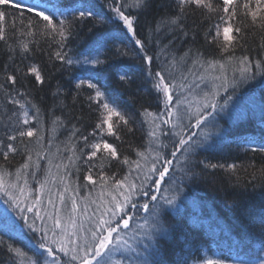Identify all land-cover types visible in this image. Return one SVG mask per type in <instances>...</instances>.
Returning <instances> with one entry per match:
<instances>
[{
  "label": "trees",
  "instance_id": "1",
  "mask_svg": "<svg viewBox=\"0 0 264 264\" xmlns=\"http://www.w3.org/2000/svg\"><path fill=\"white\" fill-rule=\"evenodd\" d=\"M24 1L26 0H10L9 5L0 4V11L7 13L6 20L0 21V27H4L7 32V41H0V83L5 82L6 74H14L13 67H20L22 72L27 70L25 65L38 68L44 77L43 84L37 82L35 77L29 73L27 76L21 75L15 87L22 94H27L28 100L40 109L39 122L32 121L29 126L40 130V134L44 137V148L50 150L52 164L55 165L60 163L62 158L66 162V157L70 154L66 151L65 145L72 126L79 129V135H88L97 123L106 118V113H103V109L98 108L95 101L88 100V96L94 95V92L87 89L86 86L76 96L74 85L81 79H89V75L85 71L88 68H84L81 64L69 66L55 59V52L60 50L57 42L51 36L43 35L44 22L42 18H37L35 13L29 12L27 7L21 5ZM30 1L47 3L50 9L53 5H59L64 11L76 4L87 3L92 6L90 10H94L104 18L106 21L104 25L93 26V23L89 22L75 29L68 46L63 49L73 60L80 54H89V49L94 47L95 41L101 35L120 37L115 43L122 50L126 49L127 55H113L112 52H107L106 57H101V59H105V63L92 68L95 77L92 82L96 83L101 91L107 93L110 104L130 118L128 127L133 129V132L130 133L127 128L122 127L119 140L114 136H108L105 132L104 139L117 148L121 160L125 156L133 161L137 160L136 152H145L150 147L149 144H152L150 132L153 130V122L152 116H149L148 113L158 115L164 109V104L162 98L157 99V96L162 97V94H158L152 88V81L146 75L147 66L142 59L143 53L139 51L126 26L109 7L112 0ZM130 2L131 0H117V3ZM213 2L215 7L222 9V0H213ZM148 3L149 7L146 9L126 8L125 13L136 18L134 24L137 38L147 41L145 50L148 55H153L159 49L153 43L157 37L153 35L152 29L163 16L174 12L175 3L174 0H148ZM17 4L20 7H17ZM243 12L242 8L239 9V15L231 22L232 31L229 34L236 36L235 28L243 26L244 38L235 47L229 49L228 53L221 51V48L228 43L223 38V29L229 26L228 17L224 16L223 21L218 19L219 16L224 15L222 11L213 13L210 17L199 10L194 14L189 13L184 20L189 35L184 37L178 32L175 34L174 50L177 53V64L167 68L165 75L175 79L177 83L180 82L182 75L188 76L186 82L188 85L199 82L197 77L205 73V68L194 66L191 59H181L189 48L193 52L199 50L205 59H214L226 66L223 71L217 68L208 70L210 74L205 75V80L210 78V81H214V77H222V79L216 80L222 89L213 102L218 105L217 108L224 109L230 105L232 113L236 111L239 114L242 112L246 116H252L255 110H260L264 114V71L253 67L246 76H242L236 61L242 57H249L253 61L264 60V31L258 27H251L250 17H245ZM29 22L32 23V27H28ZM215 24H219L221 28L220 41L218 44H209L204 39V34ZM30 32L34 35H29ZM160 35L164 43L173 39V35L165 37L163 32ZM212 35H215L214 29ZM193 36L195 39L192 38ZM19 41L28 43L32 51L23 55L19 47L15 48V53L10 51ZM109 48H113L111 43ZM229 55L231 59H229ZM162 61L163 58L154 60L153 70H156L158 66L166 67ZM5 65L9 66L7 72ZM125 72L130 77L128 82L118 79V75ZM58 87L62 89L59 96L54 95ZM74 96H76L75 100H73ZM238 98H243L245 104H242ZM226 101L228 105H223ZM16 108L18 106L6 104L4 91L0 89V138L4 137L3 123ZM56 117H60L58 123H62L64 126L55 127V131H53L52 121ZM113 120L115 121L116 118L114 117ZM156 123L159 124L160 121L157 120ZM258 128L257 135H253L254 138L243 136L220 142L218 137H224L220 133L221 131L207 127L203 129V132L209 135L210 139L206 145L197 149L198 151L203 150V153L199 154L196 159L205 160L210 164L224 165V167L204 170L198 167L195 169L194 175L182 176L179 167L174 166V170L170 172L173 180L165 178L166 182L162 184L159 196L175 195L177 199L173 206L164 205L161 212L160 219L166 232L155 236L158 241L155 247L158 251L150 257L153 264H166L167 261L170 264H191L202 260L205 252L204 247H210V245H215L216 251L224 260H232L234 257L243 259L261 257L264 253V224L260 220L261 214L264 213V153L258 151L255 146L246 144L248 140H251L252 143L256 140L264 141V121L258 125ZM161 129L164 134L162 135L160 131L157 132L158 146H160L158 151L162 156L169 158L168 150H173L169 126L161 125ZM217 131L219 134L216 133ZM49 139L52 141L51 144L47 143ZM93 139L90 137V142ZM7 142L5 140V144ZM25 143L28 144L29 149H36L34 140L29 143V139L25 138ZM15 146L20 150L14 155L10 154L7 162H4L0 156V166H3L4 169L5 184L18 183L25 188L23 196H21L19 188H10L13 195L20 196L21 207L34 204L35 200L39 198L41 201L38 206L40 214L44 216L46 212L51 213L53 208L48 203L49 199H53L59 207V199L55 193L63 191L64 188V184L57 176V169L51 167V173L48 174L46 169L50 165L47 161H41V169L35 178L27 175V171H35L33 167L23 173L27 178L26 185L24 178L17 181L16 171L24 163L25 152L19 143ZM78 147H83L82 142ZM2 150H6V148ZM146 155L150 161L155 156L147 152ZM98 157L99 159H94L87 166L81 161H77L76 167L69 169L68 183L72 188L78 186V191H69L64 194L68 208L71 207V198L75 197L79 206L78 213L86 207L87 215L92 216L100 203L101 192H104V199H109V191L116 195L113 191L114 180H121L125 176L128 179L130 177L136 179L137 185L143 184V190H150L151 181L145 180L149 165H146L143 171H137L134 166L130 170L129 166L122 164L121 160L108 161L100 153H98ZM177 158L182 160L180 154ZM33 159L35 160V151H33ZM141 164L143 165L145 162H141ZM231 164L237 166L236 171L227 167ZM76 168H79V171H76ZM89 168L92 169L91 175L96 181L95 184L85 179V176L89 174ZM101 170L104 175L110 178L108 188H104L99 180ZM59 175H64L63 168L60 169ZM152 179L154 180L156 177L153 176ZM41 184L44 185L43 189ZM140 191L141 189H137L132 198L133 202L137 204V209L131 210V213L141 216L143 211L139 210L140 205L149 201L147 203L151 208V205L156 202L141 196ZM7 200L8 197L0 191V239L3 240V243L0 244V264H30V259L36 258L35 252L43 251L36 248V241L40 234L29 231L27 227L17 230L13 226L23 225L24 222L20 219L15 206L6 203ZM161 203L162 201H157V204ZM62 214L67 215V209ZM27 215L30 219L33 217V213H27ZM80 218L78 215L77 219ZM47 224L50 227L51 221H47ZM36 226L37 228L43 227L39 220L36 221ZM49 239H52L51 233H49ZM141 239V237L135 239L138 251H141L143 245L148 243L147 239H143L142 242ZM224 242H229V244H225L227 247L222 245ZM9 245L19 248L24 255L9 252ZM212 250L214 251V248L208 252L211 254ZM62 258L69 259V257Z\"/></svg>",
  "mask_w": 264,
  "mask_h": 264
},
{
  "label": "snow or ice",
  "instance_id": "2",
  "mask_svg": "<svg viewBox=\"0 0 264 264\" xmlns=\"http://www.w3.org/2000/svg\"><path fill=\"white\" fill-rule=\"evenodd\" d=\"M10 0H0V4L9 5ZM175 8L174 12L165 15L156 24L155 28L152 29V33L156 39L153 43L159 49L158 52L153 55H148L145 50L146 40L137 38V30L134 24L135 17L125 13L126 8H135L139 10L146 9L149 7L148 0H131L130 3H117V0H112L109 5L111 10L123 22L126 26L128 33L131 34L135 40V44L138 49L143 53L142 59L147 66L146 75L152 81V88L156 90L158 94L157 99L163 100L164 109L158 114L148 113L152 116L153 130L150 132L152 138V144H156L159 140L157 132L160 131L163 135L161 125H171V128L179 129L174 131L173 135L176 139L173 141V150L169 153L171 158L162 156L159 151L155 152V156L151 161L148 159L147 153L153 152L155 149L149 147L145 152L137 151V160L133 161L129 157L125 156L121 160V155L118 153L117 148L108 143L104 139V134L108 136H114L116 139H121L119 133L121 128H127L128 132H133L132 128H129L130 118L122 114L112 104L108 102L107 93L101 91L96 83L92 80L95 79L93 76L94 69H86L89 79L79 80L75 83L74 88L76 96L84 90L85 86L87 89H91L94 95H89V101H95L98 108L103 109V113H106V118L96 124L95 128L88 135H79V129L72 126L68 141L65 145L66 151L70 153L65 159L62 158L60 163L55 165L52 164L50 150L45 149L43 145L44 137L40 134V130L36 127H30L32 121L39 122L40 109L33 104L27 98V94H22L19 89L15 86L18 82V78L23 75L27 76L31 73L37 82L40 84L44 83V77L36 66H27L26 72H22L21 68L16 66L13 67V73H8L5 76V82L0 83V89H3L6 98V104L18 106L15 110L7 116L6 122L3 123L4 137L0 138V156L3 161L7 162L10 154H16L20 149L15 146L17 143L23 146L25 152V160L21 165L20 169L16 171V178L19 181L24 178L25 185L27 184V178L23 175L24 172L30 168H35V171H27V175H31L33 178L39 173L41 169V161H47L50 167L46 169L48 174L51 173V167L57 169V176L61 183L64 184L63 191L55 193L59 199L60 206L57 207L56 202L53 199H49L48 203L52 205L53 211L42 216L39 211L40 199L37 198L34 204H27L21 207L20 196L13 195L10 188H19L21 196L25 193V188L17 184H5L3 180L4 169L0 166V191L8 197L6 203L14 205L15 209L20 215V219L24 222L23 225H13L19 230L21 227H27L29 231L33 233H39L40 237L36 241V248L43 251L35 252V259H30V264H153L152 257L158 249L155 244L158 241L155 239L157 234H163L166 229L163 226V222L160 219L161 212L163 211L164 205L173 206L176 203L177 197L172 196H158L152 194V190L156 193L161 191L162 184L166 182V177L169 180H173L170 176V172L174 170V166L179 167L182 176H191L195 174L196 168L201 170L207 168L224 167V165L210 164L205 160L196 159L199 155L197 149L202 148L207 144L210 136L203 132L204 125L210 120L215 119L213 113L216 111L218 105L216 103H209L208 98L214 96L215 91L204 92L202 99L205 101L202 105L196 104V111L193 112V101L188 98L192 92V85H188L187 75H182L179 83L175 79L166 77L165 73L167 68L177 64V53L174 50V39L175 34L178 32L182 36L187 37L189 32L186 31V20L189 13L194 14L197 10L201 11L204 15L211 16L213 13L218 11L223 12V16H219L218 19L224 20V16L228 17L229 26L223 29V38L228 41L221 51L228 53L229 49L239 44L240 40L244 38L242 27L238 26L235 28L236 36H232L229 33L232 31L231 22L239 15V9H243L244 16L250 17L251 27H258L261 31H264V0H222V9H218L214 6L213 0H174ZM20 7L19 4L16 5ZM62 6L53 5L50 9L47 3H36L28 7V11L35 13L37 18H42L44 22V36H51L53 40L57 42V46L60 49L55 52V59L62 61L64 64L69 66L74 64L82 65H102L105 63V59H101L102 56L106 57L107 52H112L113 55H127V50H122L121 47L115 42L120 39L117 36L101 35L100 38L95 41L94 47L89 49V54H80V58L73 60L68 56L63 49L68 46L70 38L74 34V31L78 27H82L89 22L95 25H104L106 21L102 16L97 14L91 5L87 3L76 4L69 10H61ZM43 9V10H41ZM84 9V10H81ZM7 13L0 11V21L6 20ZM55 17V19H54ZM14 23V22H13ZM28 27H32V23L29 22ZM213 29L215 35H212ZM161 32L164 36L173 35V39L168 40L167 43L163 42L161 38ZM34 35V33H28ZM221 37V28L219 24L213 25L207 29L204 34V39L209 44H218ZM195 39V36L192 37ZM0 41H7V32L4 27H0ZM113 45V48H109V44ZM19 47L24 53H29L32 49L28 43L19 41L17 45L13 46L10 51L15 53V48ZM105 51H101V50ZM163 58L162 63L166 67H157L153 70L152 65L154 60ZM191 59L194 66L205 68V73H202L197 77L199 82L194 84L196 89H200L201 85L205 84V75L210 74L208 70H215L219 68L221 71L225 69V64L219 63L214 59H205L203 54L197 50L193 52L189 48L181 59ZM12 59V57H9ZM229 59L231 56L229 55ZM238 70L242 76L252 70L253 67L260 71H264V60L253 61L249 57H242L236 61ZM5 71L7 72L8 65H5ZM189 72L191 70L189 69ZM226 79V77H223ZM118 79L122 82H128L130 77L125 73L119 74ZM215 80L222 79L221 76L214 77ZM187 90L188 95L183 94V90ZM180 90V91H178ZM62 89L57 88L54 95L59 96ZM73 97V100L76 99ZM227 103V101H226ZM186 105V107H184ZM208 108L212 111L209 112ZM147 112V109H145ZM102 113V114H103ZM187 116L189 123L187 126L183 124V119ZM116 118L114 121L113 118ZM164 117H167L166 119ZM195 117V124L191 123L192 118ZM160 123L157 124L156 121ZM60 117H56L52 121L55 131V127L64 126L62 123H58ZM105 125L107 128L105 130ZM196 127L201 129V133L198 136L197 133H190L185 135L188 128ZM90 137L94 138L90 142ZM99 137V139H95ZM25 138L29 139V143L32 140L36 142V149H29L28 144L25 143ZM5 140L8 142L5 144ZM82 142L83 147H78ZM48 144L52 141L49 139ZM209 147L211 145H208ZM6 150H2L5 149ZM33 151H35V160L33 159ZM59 153V149L57 150ZM260 152H264V147L258 149ZM98 153L102 154L104 159L108 161L121 160L122 164L128 165L130 170L134 166L137 171H143L146 165L147 174L145 175L146 181H151L150 190H143V184L137 185L134 182H129L128 177L125 176L121 180H114V189L116 195L112 191L108 192L109 199H104V192L100 194V203L97 205L96 211L92 216L87 215V208L85 207L81 212L78 213V204L75 197L71 198V207L68 208L65 201V193L69 191L77 192L78 186L72 188L71 184L68 183L70 179V168L76 167V162L81 161L84 165H89L94 159H99ZM180 154L181 159H177V154ZM63 157V154H61ZM141 160L145 164H141ZM159 165V167H158ZM232 171H236L237 166L231 164L227 166ZM64 169V175L60 176V169ZM79 171V168H76ZM92 169L89 168V174L85 176V179L95 184L96 181L91 175ZM11 175V173H9ZM155 176L156 179H152ZM99 180L104 188L109 187L110 178L103 174V170L99 174ZM175 182V181H173ZM44 185L41 184L43 189ZM137 189H141L140 195L147 197L152 202L162 201L161 204L144 203L140 205V208L145 213H150V216L144 219V223L137 225L135 233L136 237L147 239L148 243L143 245L141 251H136L132 247V244L128 239H125L121 232L127 230L131 226V222L135 219L133 214H130L131 210L137 209V204L133 202V196L136 194ZM167 191V190H165ZM27 199V197H25ZM95 203V201H92ZM67 209V215L62 214ZM27 213H33V217L30 219ZM81 218L78 220L77 216ZM39 220L43 227L37 228L36 221ZM261 223L264 224V213L260 217ZM47 221H51V227H48ZM151 221V222H150ZM88 223L91 227H85ZM49 233H51L52 239H49ZM3 240L0 239V244ZM124 251H132L134 255L129 258L123 255ZM9 252H16L19 255H24L19 248H14L9 245ZM117 253L121 255V259L113 260L112 257ZM69 254H71L69 256ZM41 257L43 258L41 260ZM62 257H69L68 260H64ZM207 264H226L225 261H207ZM240 264H253L251 261H240ZM255 264H264V257H260L255 261Z\"/></svg>",
  "mask_w": 264,
  "mask_h": 264
},
{
  "label": "bare ground",
  "instance_id": "3",
  "mask_svg": "<svg viewBox=\"0 0 264 264\" xmlns=\"http://www.w3.org/2000/svg\"><path fill=\"white\" fill-rule=\"evenodd\" d=\"M86 55V54H84ZM80 56H77L74 58V60L79 59ZM82 65V64H81ZM84 66V68H88V69H92L93 67H95L96 65H92V66H88V65H82ZM216 81V80H215ZM217 82V81H216ZM238 100L243 104H245L244 99L243 98H238ZM223 105H228L227 103L223 104ZM230 105H228L227 107H225L224 109H216V111L213 113V116L215 117V119H210L205 125L204 127H210V129L214 130V129H219L220 131H222V134L224 137L219 136V141H225V140H229V138H235L238 139L240 137L243 136H248L251 138H254L253 135H257L258 132V125L261 124L262 121H264V114L262 113V111L260 110H255L254 113L252 114V116L250 115H244V113H238L235 111V113L231 112V107L229 108ZM237 123V124H236ZM236 126V127H235ZM195 130H193V133H197V135L199 136L201 133V129H197L196 127H194ZM193 128V129H194ZM204 128V129H205ZM216 138V139H218ZM171 143H173V140L170 139ZM247 146H255V148L259 149L261 147H264V141H252L248 140L247 141ZM149 146L153 147L155 150L153 152H151L150 154L155 155V152L158 151V149L160 148V146H158V142L156 144H149ZM214 147V146H213ZM167 151V150H166ZM169 152H171L170 150H168ZM167 151V152H168ZM198 151V150H197ZM199 154L203 153V150L198 151ZM264 153V152H263ZM179 156V153L177 154V157ZM149 158V157H148ZM171 158V157H169ZM178 159V158H177ZM150 161V160H149ZM140 162H144L143 160H141ZM129 182H134L137 183L136 179L134 178H129L128 179ZM225 244H229V242H224L222 243V245H224L225 247H227ZM211 254L208 252V250L213 249ZM204 253H203V257L205 256H210V255H217L219 257V260H223V261H232L235 260L237 258H233L232 260H224V258H222L219 255V252L216 251L215 249V245H210V247H204ZM243 251V250H242ZM256 259V258H253ZM166 264H170L169 261L166 262Z\"/></svg>",
  "mask_w": 264,
  "mask_h": 264
},
{
  "label": "rangeland",
  "instance_id": "4",
  "mask_svg": "<svg viewBox=\"0 0 264 264\" xmlns=\"http://www.w3.org/2000/svg\"><path fill=\"white\" fill-rule=\"evenodd\" d=\"M37 2H31L30 4H28V3H24V4H26V5H29V6H32L33 4H36ZM25 6V5H24ZM41 10H43V9H41ZM88 66H92L91 64H87ZM210 79V78H209ZM209 79H206L205 80V84H207V87H205L204 86V84H202L201 85V88L200 89H196L195 87H194V84L192 85L193 87H192V92H191V95H189L188 96V98L190 99V100H192L193 101V108H192V111L193 112H195L196 111V104L197 103H200L201 105L205 102L203 99H202V97H203V94H204V92H209V91H215V95L214 96H212V97H210V98H208V102L209 103H213L214 102V99H215V97H217L218 95H219V93H220V91L222 90L221 89V87L220 86H218L219 84H217V82L214 80H209ZM197 83V82H196ZM183 94L184 95H188V92H187V90H185L184 92H183ZM109 102V101H108ZM184 107H186V105L184 106ZM208 111L209 112H211L212 111V109L211 108H208ZM165 118H167V117H165ZM188 123H189V120H188V118H187V116H185V118L183 119V124L185 125V126H187L188 125ZM191 123L194 125L195 124V117H193L192 118V120H191ZM169 126V134H170V136H171V138L170 139H172L173 141L176 139V137L173 135V132L174 131H179V129H172L171 128V125H168ZM106 128H107V125H105V130H106ZM194 127H191V128H188L187 129V132L185 133V135H188V134H190V133H193L194 131L193 130H195V128L193 129ZM205 127H203V129H204ZM217 130H219V129H217ZM216 133H218L219 134V131H217ZM221 134H222V131L220 132ZM96 139H99V137H96ZM152 194H156V195H158L159 196V194H160V192L159 193H156L154 190H153V193ZM147 202H149V201H146V202H144V203H147ZM156 203H157V201H156ZM141 209L142 208H140L139 210L141 211ZM143 211V212H142ZM142 214H141V216L140 215H135L134 213H131L130 212V214H133L134 216H135V219L131 222V226H130V228L129 229H127V230H124V231H122L121 232V235L125 238V239H128L129 240V242L132 244V247L133 248H135V243H137V242H135V239H137V237L134 235L133 236V234L134 233H136V230H137V228H136V225L137 224H143L144 223V219L145 218H147V217H149L150 216V213H145L144 212V210L142 209ZM51 227V226H50ZM49 227V228H50ZM85 227H91V225L90 224H88V223H86L85 224ZM136 251H138L137 250V246H136ZM71 255V254H70ZM123 255L124 256H126V257H129V258H131L133 255H134V253L132 252V251H124V253H123ZM261 257H264V253L261 255ZM260 258V257H259ZM112 259L113 260H116V259H121V255L119 254V253H117L115 256H113L112 257ZM258 258H256V259H243V258H237V259H235V260H232V261H225L226 262V264H240V261H251V262H253V264H255V261L257 260ZM216 260H219V257L217 256V255H215V254H213V255H210V256H205L202 260H199V261H195V262H192L191 264H207V261H216ZM221 261H223V260H221ZM125 264H128V262L127 261H125Z\"/></svg>",
  "mask_w": 264,
  "mask_h": 264
}]
</instances>
